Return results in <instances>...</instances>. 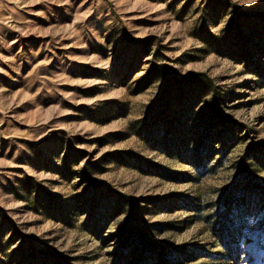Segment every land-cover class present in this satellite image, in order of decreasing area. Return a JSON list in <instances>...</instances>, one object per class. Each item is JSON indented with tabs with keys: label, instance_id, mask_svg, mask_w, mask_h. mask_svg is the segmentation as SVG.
Returning <instances> with one entry per match:
<instances>
[{
	"label": "rangeland",
	"instance_id": "374dc122",
	"mask_svg": "<svg viewBox=\"0 0 264 264\" xmlns=\"http://www.w3.org/2000/svg\"><path fill=\"white\" fill-rule=\"evenodd\" d=\"M0 264H264V0H0Z\"/></svg>",
	"mask_w": 264,
	"mask_h": 264
}]
</instances>
